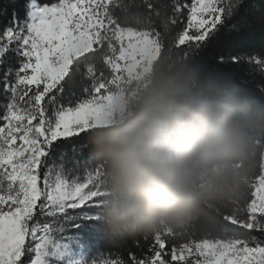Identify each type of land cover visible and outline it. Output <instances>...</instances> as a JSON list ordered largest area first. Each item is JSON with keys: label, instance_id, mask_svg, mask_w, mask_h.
<instances>
[{"label": "snow or ice", "instance_id": "6c2138e0", "mask_svg": "<svg viewBox=\"0 0 264 264\" xmlns=\"http://www.w3.org/2000/svg\"><path fill=\"white\" fill-rule=\"evenodd\" d=\"M242 3L12 0L0 11L8 18L0 28V264H264V155L238 195L181 226L124 236L91 223L102 220L106 192L90 131L153 61H189ZM218 62L264 76V53ZM76 77L87 81L79 93ZM196 222L221 235L191 238Z\"/></svg>", "mask_w": 264, "mask_h": 264}, {"label": "clouds", "instance_id": "9594fccd", "mask_svg": "<svg viewBox=\"0 0 264 264\" xmlns=\"http://www.w3.org/2000/svg\"><path fill=\"white\" fill-rule=\"evenodd\" d=\"M117 94L114 115L88 138L112 233L203 216L238 195L264 155V108L190 61L162 54Z\"/></svg>", "mask_w": 264, "mask_h": 264}, {"label": "trees", "instance_id": "16d2710c", "mask_svg": "<svg viewBox=\"0 0 264 264\" xmlns=\"http://www.w3.org/2000/svg\"><path fill=\"white\" fill-rule=\"evenodd\" d=\"M44 2H54V0H40ZM138 3L139 0H136ZM24 0H16V6L22 7ZM12 0H0V11L7 9L11 11ZM8 18L0 15V28L7 23ZM236 26L235 28L233 26ZM177 29H173L176 31ZM264 53V0H243L239 13L229 20L224 27L216 33L198 52L194 53L189 61L202 73L207 74L213 79L229 84L235 91L245 96V98L254 104L264 108V76L250 75V67L247 64H220L218 58L220 56L227 57L235 53ZM75 91L80 92L81 87L87 84V81L81 82L76 77ZM63 147L68 148L69 145ZM88 149L84 150L83 156L87 158ZM259 174V160L257 161L252 176ZM210 214L208 210L204 215ZM95 224L101 232L108 234L103 220H94ZM220 225L236 231L235 226L219 221ZM84 227V225H82ZM221 232L216 228H205L202 222H196L191 228V238L196 240L202 238H217ZM258 235V233H257ZM186 239V238H185ZM176 243H181V239H177ZM128 247L132 248L131 240L127 242ZM106 247V245H105ZM135 250V248H132ZM127 255V252H124Z\"/></svg>", "mask_w": 264, "mask_h": 264}]
</instances>
